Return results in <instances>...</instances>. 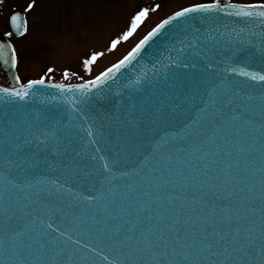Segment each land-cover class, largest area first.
Here are the masks:
<instances>
[{
  "label": "snow or ice",
  "instance_id": "6c2138e0",
  "mask_svg": "<svg viewBox=\"0 0 264 264\" xmlns=\"http://www.w3.org/2000/svg\"><path fill=\"white\" fill-rule=\"evenodd\" d=\"M34 7L33 0L26 6L25 12H31ZM159 8L160 5H156L151 9L138 10L131 17L123 35L111 41L109 50H115L121 40L127 41L132 37L148 18L150 11L156 12ZM211 14L231 17L237 23L244 22L247 38L244 28L237 29L228 24H224L223 28L211 25L201 28L189 23L197 15L208 17ZM9 21L10 27L20 36L27 33L28 24L23 15L13 14ZM178 25H186L181 28L184 36L173 43L171 51L177 53V59L167 67L182 66L189 72L198 70L206 73V78L195 85L177 84L167 95V99H160L159 102L146 101L139 106L132 104L118 110V115L104 117L115 122L118 132L120 129L124 130L122 134L125 144L132 146L131 151L117 148L111 150V154L98 155L99 148L89 150L90 145L98 143L96 137L103 135L104 125L97 127L96 117L79 105H86L90 99L89 92L113 79L121 69L137 60L150 42L170 26ZM257 27L264 29V2L222 4L221 0H214L196 3L183 7L157 23L123 59L94 79L78 85L46 83V74L23 83L15 75L10 86H0V99L6 98L5 102H23L15 114L0 120V151L3 153L0 182L5 186L6 195L11 191L17 196L13 212L9 213L7 207L4 210L3 234L7 259L3 264H264V201H261L258 209L253 203L245 202L250 206L243 209L242 216L247 219L249 216L259 215L260 223L257 224L255 220L249 223L247 242L242 247L214 250V244L201 243L196 249V255L193 253V244H181L179 237L174 238L173 246L161 249L157 245L163 237L159 235L155 238V244L151 236L143 233L140 238L126 235L117 241L119 228L109 232L107 222L99 231L94 227L99 223L98 215L111 218V199L103 203L101 208H96L97 204L106 199V189L111 195L116 192V182L140 176L153 160H166L163 149L176 141V137H162L147 154L138 151V142L148 129L166 123L178 114L186 117L181 130L184 135L179 136V139L186 143L190 141L188 147L193 153L199 152L202 145L211 142L220 131L232 124H239L242 130H246L249 137L238 141L241 156L252 157L255 151L261 154V158L258 162L254 157L245 160L243 170H253L254 177L259 174V186L264 188V69L252 71L237 68L227 61H216L209 55V52L221 45L234 49H239L244 44L254 47L253 37H259L264 45V31L257 32ZM6 36L11 38L13 32L8 31ZM8 50L11 51L10 59ZM100 55L102 53H93L84 60V69L90 72L91 65ZM197 56L204 62L202 69H198L197 63L185 62L183 59ZM0 61L6 69L17 67V54L12 44L0 43ZM53 71L52 68L47 69L49 74ZM72 75L74 73L65 71L63 78L67 81ZM141 82L137 78L134 83L139 85ZM37 86L53 88L61 94L79 93V101L75 95H65L64 101L75 105L73 111L80 113V119L76 120L74 117L76 122L68 124L51 122L44 112L34 113L26 109L24 104L28 102L29 96L34 95L32 90ZM52 99L55 101V97ZM42 103H48L47 98ZM249 141L252 147L246 148L245 143ZM233 167L232 164L225 165L223 182L215 191L207 172L203 170L200 172L201 179L197 180L190 174L193 182L189 184L188 179H185L179 186L196 191L206 190L213 195L223 193L226 185L236 182L231 171ZM235 167H239V161ZM213 179L220 178L217 176ZM177 183L173 182V186ZM110 185L113 187H109ZM154 186L166 187L167 182L161 176ZM255 187L253 185L249 191ZM135 190V186H127V192ZM217 198L228 199L227 196L220 195ZM168 199L171 203L174 198ZM192 203H201L208 210L209 218L223 212L221 222H231V205L217 211L215 204L202 199L193 200ZM121 214H124L123 210ZM89 221L93 226L84 227ZM178 223L179 220L175 222ZM175 224L170 227V231L175 229ZM34 226L40 228L35 240L32 235ZM135 228L134 224L128 232L133 233ZM257 231L259 236H256ZM215 235L223 239L220 233ZM209 239L208 236L202 237V241ZM32 244L38 245V249H34ZM204 253H209L215 260H210Z\"/></svg>",
  "mask_w": 264,
  "mask_h": 264
},
{
  "label": "water",
  "instance_id": "95a60500",
  "mask_svg": "<svg viewBox=\"0 0 264 264\" xmlns=\"http://www.w3.org/2000/svg\"><path fill=\"white\" fill-rule=\"evenodd\" d=\"M202 1L209 2L210 0ZM225 2H230V0H221L222 4ZM17 13L21 14L14 11L8 16L7 25L16 37H20L10 27L9 21L10 16ZM189 23L201 28H207L209 25L223 28L224 24L237 29L244 28V35L247 38V27L244 22L237 23L233 18L222 14H211L208 17L197 15L195 19H190ZM182 27H186V25L170 26L161 36L155 38L142 50L137 60L121 69L106 84L88 93L90 98L88 103L86 105L80 104L79 107L96 117L97 127L101 124L104 125L103 135L96 137L98 143L90 145L89 150L99 148L98 155L111 154V150L117 148L131 151L132 146L125 144V137L122 134L124 130L120 129L118 132L115 122L108 121L104 117L118 115L120 114L118 110L132 104L139 106L146 101L159 102L160 99H167V95L177 84L195 85L201 79L206 78L207 74L198 70L189 72L182 66L167 67L177 59V53L171 51V48L174 42H178L184 36L181 31ZM256 31L261 32L264 29L257 27ZM0 43H9V41L4 35L0 34ZM253 43L255 44L254 47L250 44H244L239 49L221 45L209 52V55L213 56L216 61H227L237 68L260 71L264 69V51H262L264 45L261 44L259 37H253ZM177 47H179L178 43ZM209 48H211V45H209ZM207 50L205 49V51ZM7 55L10 59V50H8ZM183 59L185 62L197 63L198 69L203 68L204 62L198 56L183 57ZM15 75H17L15 69H6V66L0 61V86H10L14 82L13 76ZM137 78L142 81L139 85L134 83ZM236 79L241 78L236 77ZM78 84L82 83L72 85ZM32 92L34 95L29 96L28 102L24 104L26 109L34 113L36 111L44 112L51 122L61 121L68 124L69 122L75 123L76 120L80 119V113L73 111L75 105L64 101L65 95L69 97L75 95L76 100L79 101V93L61 94L56 89L42 86H37ZM53 97H55V101H53ZM45 98L48 100L46 104L42 103ZM5 99H0V120L7 118L8 115L15 114L23 103L11 100L5 102ZM74 117L76 120H74ZM185 119L184 115L178 114L168 122L153 126L146 131L138 142V151L144 154L151 151L162 137H176L177 140L163 149L166 160H153L148 163L140 176H133L129 180L116 182L114 185L116 192L111 195H109L107 189L105 190L106 199L97 204L96 208H101L103 203L111 199L112 203L109 208L111 218L98 215L97 220L99 223L94 225L96 231L102 229L105 222H107L109 232L117 228L120 229L119 236L116 238L117 241L126 235L140 238L143 233L151 236L155 244V238L159 235L163 237L157 245L161 249L173 246L174 238L179 237L181 238V244H193L194 255L197 254L196 249L201 246V243H212L216 246L214 250H222L224 247H242L247 242L248 225L252 220L259 224L260 216H249L245 219L242 216V211L250 206L245 202H251L257 209L259 208L261 201H264V188L259 186L261 179L259 174L254 177L253 170L245 172L243 168L245 160H251L254 157L258 162L261 154L253 151L252 157L241 156L238 141H244L245 137H249L250 134L246 130H242L239 124H232L225 130L220 131L211 142L202 145L199 152L193 153L188 147L190 141L186 143L179 139V136L184 135L181 130ZM245 147H252L250 141L245 143ZM256 147H259V145H256ZM237 161H239L238 168L235 167ZM2 162L3 153L0 151V165H2ZM226 164L234 166L231 171L236 178V182L226 185L224 192L217 195L227 196L228 199H218L217 195H213L212 192L206 190L196 191L190 187L179 186L184 183L185 179H188L189 184L193 182L190 174L191 177H195L197 180L201 179L200 172L203 170L207 172L210 182L214 185L213 191H215L223 182V169ZM161 176L167 182V186L157 188L154 185ZM217 176H219V180L213 179ZM173 182L178 183L173 186ZM129 185L135 186V192H127V186ZM253 185H256V187L250 192L249 189ZM109 187H113V185ZM157 197L159 199H156ZM169 197L174 198L171 203H169ZM201 199L215 204L217 211L231 205V212L229 213L232 217L231 222H221L224 216L223 212L209 218L208 210L201 203H192L193 200L199 201ZM16 201V194L9 191L6 195L5 186L0 182V264H3L7 259L3 234L4 210L7 207L8 212L12 213L16 207ZM121 210H123V215ZM157 217H160V219H157ZM177 220L180 223L175 224ZM134 224L136 225L135 231L129 233L128 229ZM173 224H175V229L170 231L169 229ZM83 226L92 227L93 223L89 221L88 224ZM149 229H152V231H149ZM39 231L38 226L33 227V240L38 238ZM217 232L223 236L222 240L215 235ZM203 236H208L210 239L202 241ZM256 236H259V231H257ZM105 238H107V235ZM31 246L38 249L36 244ZM204 255H208L212 261L215 260V257H212L209 253H204Z\"/></svg>",
  "mask_w": 264,
  "mask_h": 264
},
{
  "label": "rangeland",
  "instance_id": "374dc122",
  "mask_svg": "<svg viewBox=\"0 0 264 264\" xmlns=\"http://www.w3.org/2000/svg\"><path fill=\"white\" fill-rule=\"evenodd\" d=\"M33 0H2L0 33H6V18L13 10L22 11L28 32L22 39H13L17 54V75L21 81L39 79L47 74V82L74 83L93 79L118 62L157 23L183 7L200 0H34L31 12L25 8ZM234 3H258L264 0H231ZM160 5L127 41L121 40L115 50L111 41L127 30L131 17L142 8ZM5 26V27H4ZM93 53H102L86 71L83 61ZM52 68V73L47 69ZM74 73L64 80L63 73Z\"/></svg>",
  "mask_w": 264,
  "mask_h": 264
},
{
  "label": "trees",
  "instance_id": "16d2710c",
  "mask_svg": "<svg viewBox=\"0 0 264 264\" xmlns=\"http://www.w3.org/2000/svg\"><path fill=\"white\" fill-rule=\"evenodd\" d=\"M5 27V26H4Z\"/></svg>",
  "mask_w": 264,
  "mask_h": 264
}]
</instances>
